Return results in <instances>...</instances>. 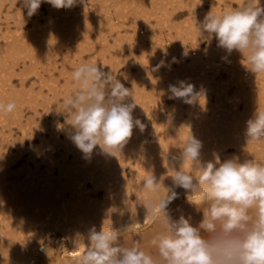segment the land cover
Returning a JSON list of instances; mask_svg holds the SVG:
<instances>
[{
	"label": "bare ground",
	"instance_id": "bare-ground-1",
	"mask_svg": "<svg viewBox=\"0 0 264 264\" xmlns=\"http://www.w3.org/2000/svg\"><path fill=\"white\" fill-rule=\"evenodd\" d=\"M180 1H187L181 5L192 17L184 21L183 27L175 26L178 27L176 35L183 40V44L177 45L170 34L171 27L161 29L158 34L147 25L150 16H154L157 25H167L168 1L165 0H84V4L72 9H56L45 3L44 16L39 10L31 18L32 27L26 30L20 7L17 10L14 7L16 1L0 0V19L1 8L6 7L0 22L6 24L3 30L0 28V103L16 105L13 112L0 114V135L8 139L4 152L0 151V264H76L85 251L93 226L97 231L101 227L105 231L119 230L126 244L139 240L153 264H161L162 258L151 246L153 233L159 230L156 205L167 195L166 188L172 185L174 175L162 158L167 156L172 161L175 157L176 170L190 172L194 178L200 175L198 165L181 159L189 134L187 126L203 142L205 162L219 154L221 161L238 156L241 161L253 159L264 163V141H251L245 136L246 121L257 107L264 109V73L249 72L247 61L238 52L227 54L217 46L215 39L201 47L197 43L195 20H203L205 0ZM230 1L236 2L235 7H241V0ZM18 3L21 4L19 0ZM261 5L264 6V0ZM10 9L17 12L14 13L17 18L12 21L14 31L8 25L13 16ZM210 9L216 14L221 12L215 6ZM228 9L230 6L225 11ZM124 26L130 27V35L120 33ZM111 31L116 33L113 49L118 57L123 48L130 53L138 48L142 55L148 52L152 58L155 46L168 57L177 56L174 69L167 71L163 78L170 84L186 80L199 89L202 87L207 96L206 105L203 107L201 100V106H181L180 100H174L175 103L164 110L162 81H152L148 73L151 90L136 91L138 96L134 98L139 106L133 111L134 118L140 119L145 129L141 132L134 128L121 154L111 156L97 148L85 158L70 139L71 133L65 131L64 136L59 137L55 127L59 122L53 115L48 136H44L47 125L42 123L36 134L40 137L39 143L28 151L25 165L11 169L10 165L17 163L21 153L10 150L15 144L11 139L12 126L16 123L20 129L21 146L25 144L24 138L31 143L32 129L30 120L24 121L29 119H24V110L30 108L37 114L35 104L44 101L40 87L34 90L31 83L26 85L27 77L35 74L38 66L47 72L56 54L80 57L81 52L92 48L90 38L104 42L94 63L103 66L107 61L104 59L105 36ZM77 33L82 34L81 49L73 46ZM184 43L188 44L187 48ZM118 57L110 56L108 62L114 65ZM69 58L74 60L75 57ZM17 62L16 72L13 66H17ZM113 70L110 71L113 73ZM219 72L224 74L223 79L216 78ZM14 75L17 76L15 89L10 87ZM46 75L44 79L42 73L39 74L40 83L48 89L51 85L54 91V79L50 73ZM230 85L233 89L227 91ZM45 112L40 121L46 116ZM30 161L33 168L28 167ZM151 172L160 183L158 190L142 185V180ZM176 191L178 198L169 206L171 216L178 219L183 215L197 226L205 207L203 191ZM202 235L212 247H220L222 241L218 236L203 232Z\"/></svg>",
	"mask_w": 264,
	"mask_h": 264
},
{
	"label": "clouds",
	"instance_id": "clouds-1",
	"mask_svg": "<svg viewBox=\"0 0 264 264\" xmlns=\"http://www.w3.org/2000/svg\"><path fill=\"white\" fill-rule=\"evenodd\" d=\"M18 2V0H17ZM26 15H36L43 3L56 9H72L84 0H19ZM197 43L203 40L227 54L238 52L247 61V70L254 75L264 73V6L261 0H245L241 7H232L219 14L209 11L202 21L195 20ZM100 64L82 63L72 73L75 91L62 102L61 114L69 117L70 139L85 158L97 148L111 156L121 154L133 135L142 132L143 122L134 118L136 108L131 90L118 75ZM169 99L180 100L190 107L207 103L205 90L186 80L168 85ZM15 103H0V114L14 111ZM189 128L181 159L198 165L200 175L175 169V157L166 161L174 175L167 195L160 198L151 246L161 264H264V163L238 156L221 161L219 154L207 162L202 159L203 142ZM245 136L251 141H264V109L256 108L246 121ZM169 154L171 149L169 148ZM160 183L154 172L142 180L146 189L158 190ZM176 189L186 193L203 191L202 219L193 226L181 215L173 219L170 204L178 198ZM187 199V196H186ZM188 201V200H187ZM192 204L190 201H188ZM203 233L218 236L220 247H212ZM76 264H153L152 257L139 240L123 243L119 230H89L85 251Z\"/></svg>",
	"mask_w": 264,
	"mask_h": 264
},
{
	"label": "rangeland",
	"instance_id": "rangeland-1",
	"mask_svg": "<svg viewBox=\"0 0 264 264\" xmlns=\"http://www.w3.org/2000/svg\"><path fill=\"white\" fill-rule=\"evenodd\" d=\"M15 1L16 2H15L14 7L16 8V10H17V7H20V12L22 14L21 16L26 21L23 25L24 30H26V28L32 27L31 18H33V16L29 18L26 15V9L22 8L21 4L19 5L17 0ZM165 1L166 2L168 1L166 5L168 7L166 11L168 13L167 25L166 24L164 26L157 25V23H155L156 21H155L154 16H150L148 18L147 25L149 27H152L154 31L158 34L161 29L166 30L168 27H171L170 34L173 35L174 41L176 42V44L181 45V43L183 44V40L180 36L176 35L175 30L178 27H175V26L183 27L184 21L185 22L188 21L192 17V14H189V11L187 10V8L181 5L182 1L180 0L174 1V2L172 0H165ZM185 2L183 1V3ZM192 2L193 1L191 0L190 3ZM240 2H241V6L245 4V0H241ZM235 4H236L235 1L231 2L230 0H205L202 4L204 8L202 11L203 13L206 14L208 11H211L210 9L211 6H215L219 10L225 11L227 8H229V6L230 8L235 7L234 6ZM1 9H2L1 15L3 18L4 12L6 11V7L4 6ZM39 10L42 13V16H44V14L46 13L45 3L41 5ZM10 12H12L11 9H10ZM14 13H17V12L15 10L14 12H12L13 16L11 17V20H10L11 23L9 22L10 24H8L10 28L12 29V31L16 30L15 25L12 22L15 17L17 18V15ZM2 18L0 19V22L1 20H3ZM5 25L6 24H0L1 30L5 28ZM120 33L125 36L130 35L131 29L130 27H127V26H124V29L123 27H121ZM115 36H116L115 31L108 32L106 33V36H105L107 39L104 45V47L106 48L104 59L107 60L106 62L103 63V66L107 67L105 68V70L109 71L111 69H114L113 74L118 75V78H120L122 82L125 84V86L131 90L132 99L134 103L137 105L135 109H137V107L139 106V103L136 102L137 100L135 99L136 96H138L136 91L147 92L151 90L150 88L151 82H150V79L147 78V74L150 73L152 81H157V80L158 82L162 81L161 85L163 87L162 91H164V96H162L161 99L163 100V104L165 105L164 110L170 108L175 102L173 99H169L170 94L167 92V88L170 83L167 82L166 78H163V77L164 75L168 74L167 71L170 72L172 69H174L175 63H176L175 59H178V57L173 56V55L168 57L165 54V52H163L162 50H159L157 46L155 45H154L155 47L153 48V51L149 50L150 49L149 44H147V47L149 51H152V58L149 57L150 54L148 52L145 53L146 55H142L141 50L138 48H133V51L131 50V53H130V50H128L127 48H123L118 57L117 55H114L115 52L113 49V41H114L113 39L115 38ZM89 41L93 45L92 48L91 49L89 48L88 50L81 52L80 57L76 58V56H73L74 55L73 54L72 56H69V57H75L74 60H72L69 57H64L63 54H56L55 56H52V59H51L52 61H50L52 62V64L48 65L49 70L47 72L44 71L43 68L38 66L36 73L31 74L27 77L26 79L27 81L25 82L26 85L28 86L31 83L32 88L34 90L40 87L42 91L44 92L42 95L44 97V101L42 102V101L37 100L38 102L35 104L36 110L37 112H39L37 114L32 113V109L30 108H25L24 110V119L29 118L24 121L30 120L29 121L30 128L32 129V142L31 143L28 141L27 138H24L25 144L21 146L20 140L22 139V135L20 134V129L16 126V123L12 126L11 139L14 140L15 144L13 146H10L11 147L10 150H12L13 153L14 152L18 153V151H21V153H20V156L17 157V163L10 165L11 169H20L22 168L23 165H25V159L27 157L28 151L35 149L39 143L38 140L40 137H38L36 134L38 133L37 131L38 127L41 126L42 123H46L47 125L44 136L46 137L48 136V134L50 133V128H51L50 119L53 117V115H56L57 121L59 122V124L57 123L55 127H57L60 138L64 136L65 131L68 133L72 132V129L66 123V122L70 123L69 117L66 116L65 114H61L60 111H62V102L65 99V97L67 98L69 95L73 94V92L75 91L76 85L72 80L73 71L75 70L76 67H78L82 63L94 64L96 61L95 59L96 54L101 49L102 43L104 44V42L99 40V38H97V40H92L90 38ZM214 41L216 43V40ZM81 42H82V34L81 33L75 34L73 46H75L78 49H81V45H82ZM205 45H206V42L201 40L200 46L205 47ZM185 46L187 48L188 44H185ZM110 56L113 58L118 57L119 60H116L115 64L111 65L108 62V59L110 58ZM141 61L143 63H141ZM185 61L188 63V58H186ZM16 64L17 66L14 65L13 68L17 72L19 68V64L18 62ZM40 73H42V77L44 79H47L46 78L47 73L51 74L50 77L52 78V80L54 79L53 80L54 91H52L51 85L48 89L46 85H43L40 83V80L38 78ZM12 77L13 79H12V83H10V87L13 86V89H15L17 88V76L14 75ZM216 78L223 79L224 74L219 72V75H217ZM196 87L199 90L197 85ZM231 89H233L232 85L226 87L227 91ZM181 106H185V104L182 102ZM41 110L42 112L46 110L45 112L46 116L43 115L44 119L42 121H40V117L42 114ZM7 141L8 139H5L4 135L2 136L0 135V151L1 152H4L5 144L7 143ZM28 167L33 168L31 161L29 162Z\"/></svg>",
	"mask_w": 264,
	"mask_h": 264
}]
</instances>
